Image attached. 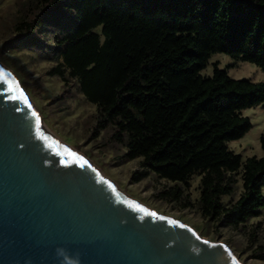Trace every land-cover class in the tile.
<instances>
[{
	"label": "trees",
	"instance_id": "16d2710c",
	"mask_svg": "<svg viewBox=\"0 0 264 264\" xmlns=\"http://www.w3.org/2000/svg\"><path fill=\"white\" fill-rule=\"evenodd\" d=\"M14 33L18 47L55 61L47 74L63 93L77 83L96 107L91 135L111 128L110 141L125 148L118 161L138 160L133 181L154 174L175 184L158 197L181 202L199 176V209L215 228L242 231L259 216L264 136L261 157L243 160L228 143L251 130L243 111L264 106V81L234 79L218 62L211 76L202 72L224 53L264 74V0H30ZM238 175L243 190L226 204ZM259 228L252 257L264 261Z\"/></svg>",
	"mask_w": 264,
	"mask_h": 264
},
{
	"label": "water",
	"instance_id": "95a60500",
	"mask_svg": "<svg viewBox=\"0 0 264 264\" xmlns=\"http://www.w3.org/2000/svg\"><path fill=\"white\" fill-rule=\"evenodd\" d=\"M63 253V255H61ZM244 264L222 242L120 192L43 131L0 66V264Z\"/></svg>",
	"mask_w": 264,
	"mask_h": 264
},
{
	"label": "rangeland",
	"instance_id": "374dc122",
	"mask_svg": "<svg viewBox=\"0 0 264 264\" xmlns=\"http://www.w3.org/2000/svg\"><path fill=\"white\" fill-rule=\"evenodd\" d=\"M28 3L30 0H0V66L14 74L20 87L30 98L42 119L43 131L86 158L127 197L148 206L158 214L191 226L205 239L226 244L244 264H264V261L252 257L260 242L250 239V234L257 225H260L258 238L263 236L261 230L264 229V208L260 210L259 216L245 222V229L242 231L223 226L215 228L212 222L201 215L199 209V176L192 178L189 189H183L184 186L179 185L183 189L181 202L160 198V192L173 188L175 184L154 174L139 182L133 181L131 174L138 167V160L123 163L118 161L117 158L125 152V148L110 141L112 129L100 131L96 138L91 135L96 107L87 102L79 92L77 83L70 81L66 93H63V81L47 74L55 66V61L36 48L17 45L14 27L24 15ZM48 33L50 37L57 32ZM214 62H218L221 68L228 67V74L234 79L264 81V74L257 66L235 61L224 53L212 56L203 75H212ZM243 115L249 117L252 128L243 138L228 143V146L240 154L243 160L252 156L261 157L264 106L245 110ZM237 180L234 194L223 198L226 204L234 203L240 197L243 190L241 175L237 176ZM185 202L189 206L185 207Z\"/></svg>",
	"mask_w": 264,
	"mask_h": 264
},
{
	"label": "clouds",
	"instance_id": "9594fccd",
	"mask_svg": "<svg viewBox=\"0 0 264 264\" xmlns=\"http://www.w3.org/2000/svg\"><path fill=\"white\" fill-rule=\"evenodd\" d=\"M61 255H63V253H61ZM69 264H79V260H78V258H73V259L69 262Z\"/></svg>",
	"mask_w": 264,
	"mask_h": 264
}]
</instances>
